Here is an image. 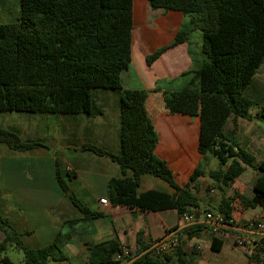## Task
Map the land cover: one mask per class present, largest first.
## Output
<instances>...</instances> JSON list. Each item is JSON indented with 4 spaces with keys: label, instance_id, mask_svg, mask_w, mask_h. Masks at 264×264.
Listing matches in <instances>:
<instances>
[{
    "label": "trees",
    "instance_id": "trees-1",
    "mask_svg": "<svg viewBox=\"0 0 264 264\" xmlns=\"http://www.w3.org/2000/svg\"><path fill=\"white\" fill-rule=\"evenodd\" d=\"M146 1L154 10H176L190 16L194 29L202 32L205 61L186 87L180 91L123 88L122 74L132 62L135 0H19L18 20L0 22V112L92 115L95 91L118 92L120 152L93 144L83 146L109 156L120 166L121 175L113 176L107 185L112 204L151 211L175 209L180 217L199 214L198 181L208 175L212 187L221 193L217 210L227 218H234L236 204L243 208L264 207V161L258 162L237 139L238 118L251 119V110L257 106L245 91L264 63V0ZM188 38L189 32L181 30L170 45L147 57L148 64ZM154 92L162 96L166 112H190L200 117L201 161L184 184L178 182L174 169L158 154L160 140L149 108ZM0 144L13 152L47 147L39 141H25L18 133L1 126ZM209 155L220 162L219 168H204L203 162ZM60 162L58 158L57 181L82 215L68 220L69 227L104 216L77 197L70 183L77 174L75 170L63 171ZM247 167L260 174L252 195L238 189L228 195L225 189L232 188ZM144 175L160 178L174 193L158 189L140 191ZM208 230L205 224L187 227L179 247L163 256L147 251L151 243L146 244L140 232V255L131 264H196L201 248H186L183 238L191 241ZM0 232V253L13 245L23 252L26 264H52L66 259L62 250L73 236V230H60L54 242L33 248L2 217ZM224 243L212 234L213 251H221ZM121 246L118 239L90 245L89 263L114 264ZM55 252L61 254L57 256ZM1 261L14 264L8 256Z\"/></svg>",
    "mask_w": 264,
    "mask_h": 264
},
{
    "label": "crops",
    "instance_id": "crops-1",
    "mask_svg": "<svg viewBox=\"0 0 264 264\" xmlns=\"http://www.w3.org/2000/svg\"><path fill=\"white\" fill-rule=\"evenodd\" d=\"M13 2L19 0H0V11L10 9ZM181 30L189 32L188 40L167 49L148 64L147 57L159 48L170 45ZM193 30L195 29L190 16L176 10H154L146 0H135L132 62L122 74L123 88L180 91L186 87L193 79L195 71L205 61L202 32L197 33L193 39ZM94 99L92 115L57 114L63 128L56 132L57 137H53L52 142L59 148H77L79 154L74 155L72 162L66 163V169L75 170V183L81 184L84 190L80 193L81 200L91 209L103 212L104 216L100 218L79 221L73 228L69 227L68 220L78 219L82 215L77 214L79 211L69 204L71 202L56 178V160L63 159L61 149L50 151L49 148L40 147L25 152H13L8 146L0 144V196H3L2 200H5V195L12 197L16 207L15 216L9 215L7 219L23 234L25 243L33 248L46 247L54 242L60 230H73L72 238L62 250L66 259L54 262L90 264V245L118 239L122 245L137 246L140 232L146 244L152 243L177 226L181 219L175 209H130L110 202L107 185L113 176L121 175V168L109 156L98 155L83 149V146L93 144L110 152H120V96L115 91L97 90ZM149 108L160 140L158 154L169 162L178 182L184 184L201 161L198 154L200 117L190 112H166L162 107V96L158 92L151 93ZM251 113V119L238 118L237 139L241 147L252 153L258 162L264 161V106L257 104ZM12 120V128L9 130L18 133L25 141L41 136L45 140V135L49 132L45 121L42 122L47 125L44 129L43 125L39 127L35 119L24 117V121L29 122L26 124L27 128L22 127L20 118ZM207 159L211 162L209 156ZM251 169L252 179L249 182L244 177L247 167L230 189H238L247 195L246 185H254L260 175L255 169ZM207 176L198 181L200 202L202 188L210 184L206 180ZM150 189L174 193V189L160 178L144 175L140 191ZM211 191L214 192L213 187ZM101 198H107L109 203L101 204ZM220 199L206 198V204L212 203L214 208L207 210L218 211ZM236 206L233 216L237 224L242 225L254 219L264 220V207L243 208L240 204ZM205 233L212 237L209 230ZM234 234L235 231H228L217 237L225 243H233ZM4 252L0 253V261ZM55 254L59 256L61 253ZM214 264L223 263L215 260Z\"/></svg>",
    "mask_w": 264,
    "mask_h": 264
},
{
    "label": "rangeland",
    "instance_id": "rangeland-1",
    "mask_svg": "<svg viewBox=\"0 0 264 264\" xmlns=\"http://www.w3.org/2000/svg\"><path fill=\"white\" fill-rule=\"evenodd\" d=\"M19 2H13L11 4L10 9L4 11H0V22H16L18 20V14H19ZM138 28V27H137ZM197 33L201 34V31L198 29L193 30V39L196 38ZM261 82V83H260ZM245 94L253 99L257 104H260V106H264V63L260 67L258 73L254 77L252 83L248 86V88L245 91ZM60 115V114H59ZM48 116L46 119L45 117ZM24 117L35 119V122L39 124V127H42L43 121H45L48 125L49 132L45 135V140L41 138H34L35 141H39L50 151H55V149L63 151V159H60L61 168L63 171H66V163L72 162L74 155L76 156L78 153L77 148L75 147H69L66 146L62 147H56L53 144V137H57L56 132L60 131L63 128L61 120L59 117H57V114H51V113H25V112H16V111H8V112H0V126L6 129H11L13 124V118H20V124L22 127L27 128L26 124H29L24 121ZM98 120V119H96ZM33 121V120H32ZM34 122V121H33ZM43 125L44 129L47 127V125ZM34 124V123H33ZM32 124V125H33ZM40 139V140H38ZM59 145V144H58ZM66 147V148H65ZM211 158L210 160L207 159L204 160L203 166L205 169H216L220 167V162L213 157L212 155H209ZM244 177L249 182L252 179V169L248 167V171L244 174ZM206 180L210 182V184L205 185L202 188V194H201V213L195 214V215H204L207 209H212L213 207L211 205L206 204L205 199L213 197V199H220L221 193L219 189L214 187V192L211 191L212 189V179L207 176ZM165 182V181H164ZM71 188L74 190L75 194L78 198L81 197V192H83V186L79 183H75V180L70 182ZM250 184V183H249ZM246 194L251 195L253 193V185H246ZM227 194H231L234 191L230 188L225 189ZM0 196V217L6 218L9 217V215L15 216V210L16 207L12 201V197L9 195H5L4 199L2 200ZM81 199V198H80ZM84 202V201H83ZM71 204V203H69ZM214 209V208H213ZM12 211L14 212L12 214ZM77 214H80L77 212ZM76 214V215H77ZM75 216V214H73ZM78 216V215H77ZM12 225V224H11ZM211 236L207 233H203L201 237L195 238L193 240H188L187 238H183V243L186 248H192L197 247L198 245L201 246V256L196 259V264H214L215 260L217 262L223 263V264H247L248 263V255L245 249L236 247L231 241H227L221 251H213L211 249ZM2 256H8L14 264H26L24 261V254L21 250L17 249L13 245H9L6 251L2 254ZM260 264H264V257L261 258ZM0 264H5L4 262L0 261ZM52 264H68L65 262H52Z\"/></svg>",
    "mask_w": 264,
    "mask_h": 264
},
{
    "label": "built area",
    "instance_id": "built-area-1",
    "mask_svg": "<svg viewBox=\"0 0 264 264\" xmlns=\"http://www.w3.org/2000/svg\"><path fill=\"white\" fill-rule=\"evenodd\" d=\"M100 202L108 204L109 200L101 198ZM196 224L207 225L214 236L235 231L233 243L236 247L245 249L248 255L247 264H260V259L264 256V220L254 219L239 225L234 218H227L220 211L207 210L203 216L184 214L177 227L169 229L165 235L153 241L147 251L155 256L175 251L181 244L183 230ZM197 248L201 246L198 245ZM139 255L137 246L123 245L114 257V264H131Z\"/></svg>",
    "mask_w": 264,
    "mask_h": 264
}]
</instances>
